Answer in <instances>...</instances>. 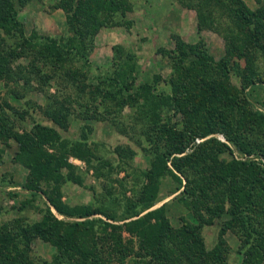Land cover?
<instances>
[{
  "label": "trees",
  "instance_id": "obj_1",
  "mask_svg": "<svg viewBox=\"0 0 264 264\" xmlns=\"http://www.w3.org/2000/svg\"><path fill=\"white\" fill-rule=\"evenodd\" d=\"M221 3H226L243 34L237 44H231V49L241 56L256 51L264 57V8L251 11L242 0H222ZM23 4L24 0H0V73L11 72L14 61L28 59L31 77L40 74L36 68L40 63L50 68V74L38 77L43 85L50 87L53 78L58 77L62 87L65 82L73 85L75 94L81 98L93 88L85 83L92 69L87 42L108 20L127 13L129 0H58L54 7L65 14L69 32L64 42L44 36H27L18 17ZM194 50L195 47H190L187 52L186 47L178 45L169 52L174 73L170 76V91L167 92L159 89L160 79L137 88L136 76L127 72L126 64L117 60L107 71L96 67L95 78L99 85L109 83L116 87L113 92L102 94L111 104L104 114L98 108L79 102L73 104L70 97L53 102V112L48 114L61 129L70 119L78 122L83 119L78 125L79 140L72 143L50 127L36 124L34 131L20 133L0 120V139L12 137L19 146L18 154L29 156L27 188L34 193L38 191L45 198L44 215L23 237L27 241L57 239L54 264H227L228 249L223 236L228 230L239 240L241 264H261L264 163L252 157L264 159V141H248L247 137L257 131L264 139V113L253 108L245 91L263 82L260 78L250 79L240 88L233 87L223 60L217 66L228 82L205 78L203 73L209 69L211 58L182 63ZM74 61L80 63V70L69 66ZM23 71L19 67L13 73L14 80H25ZM53 98L47 96L49 102ZM125 107L133 122L128 128L131 140L150 157L149 168L142 172L145 183L138 204L127 207L120 216L107 207L66 204L60 187L67 180H78L74 173L76 167L69 158L89 163L94 157L88 146V141L93 142L85 137L92 128L83 125V121L97 122L99 117L106 119V116L117 115L119 111L114 109ZM218 133L224 134L226 143L214 137ZM117 150L113 152L124 155V150ZM234 151L245 158L234 157ZM64 169L67 176L62 175ZM167 177L178 183L176 192L181 191L174 202L184 203L196 211L204 225L223 219L225 215L229 217L221 225L218 243L213 249L206 247L189 222L182 220L180 226L173 227L167 217V203L157 208L154 222L141 215L155 205L159 184ZM44 181L45 184H41ZM50 181L55 186L50 188L47 184ZM97 215L105 220L92 218ZM204 215L208 216L206 220ZM98 225L100 234L106 235L104 238L96 236ZM123 232L136 241H124ZM15 239L7 227L2 228L0 264H33L29 247H19Z\"/></svg>",
  "mask_w": 264,
  "mask_h": 264
},
{
  "label": "rangeland",
  "instance_id": "obj_2",
  "mask_svg": "<svg viewBox=\"0 0 264 264\" xmlns=\"http://www.w3.org/2000/svg\"><path fill=\"white\" fill-rule=\"evenodd\" d=\"M57 1L24 0L18 17L27 36H44L63 42L67 39L69 32L66 17L60 9L54 7ZM242 1L251 11L264 8V0L260 3L256 0ZM221 2L222 0H129L130 10L121 17L108 20L106 26L87 42L92 69L87 73L85 83L93 88H89L81 98L75 94L73 85L65 82L62 87L58 77L53 78L50 87L43 85L38 77L50 74L49 67H42L37 63L36 68L40 74L35 73L37 75L31 77L28 59L14 61L10 67L11 72L4 75L0 73V120L7 123L9 129L20 133L34 131L38 124L55 129L69 143L77 141L80 137L78 125L83 119H78L79 122L74 118L70 119L65 123V129L59 128L48 115L53 112V102H61L63 98L70 97L73 104L79 102L86 107L98 108L104 114L105 108L111 104L103 99L106 95L102 94L113 92L116 87L109 83L99 85L95 78L96 67L107 71L114 65V60L126 64L127 72L131 71L136 76L137 88L143 83L160 79L159 89L170 91L169 79L173 76L174 69L168 54L178 45L186 47L187 52L190 47H195V52L188 54L189 59L182 62L185 65L196 58H211L209 69L203 73L205 78L228 82L217 66L223 60L229 83L233 87L240 88L250 79H262V84L256 83L245 92L253 108L264 113V57L261 52L256 51L252 55L241 56L240 52L231 49V44H237L243 34L226 3L222 5ZM159 50L163 52L159 53ZM69 66L80 70L81 65L74 61ZM17 67L24 69L22 77L28 82L14 80L13 73L18 71ZM48 95L54 96L50 100L52 103L48 101ZM114 111L119 113L106 116V119L99 117L97 122L83 121V125L92 128L91 133L85 137L93 142L88 141L91 144L88 146L94 157L89 163L70 157L69 162L76 167L74 173L78 180H67L66 183H61L60 188L62 200L70 206L107 207L120 216L127 207L138 204L140 191L145 183L142 172L149 168L150 157L131 140L132 134L128 128L133 122L129 119V109L125 107ZM117 129H120V133ZM214 137L226 143L224 134L218 133ZM247 140L264 141L257 131L252 132ZM196 142L199 143L200 140ZM117 147L121 148L117 150ZM116 150H124V155L120 152L119 156L113 152ZM18 152L19 146L12 137L0 139V232L3 227H7L9 233L16 236L15 241L19 247H29L33 264H54L58 250L57 239L33 238L27 241L23 237L25 232L33 229L41 220L46 205L41 193H34L27 188L30 160L29 156L19 155ZM234 157L245 158L236 151ZM252 158L264 163V159L258 156ZM67 174L66 169L62 170L63 176ZM41 184H45V181ZM47 184L50 188L55 186L52 181ZM177 186L178 183L170 177L162 179L155 205L141 215L147 221L154 222L157 208L167 203V217L172 226H180L182 220L189 222L204 240L206 247L213 249L218 243L219 229L229 217L225 215L223 219L204 225L196 211L184 203L174 202V199L181 196V191L176 192ZM204 217L206 220L208 216ZM92 218L105 220L99 215ZM100 228L99 225L96 227V236L104 238L106 235L100 234ZM122 235L124 241H136L125 232ZM223 239L228 249L225 255L227 264H241L239 240L234 232L228 230ZM263 253L261 264H264Z\"/></svg>",
  "mask_w": 264,
  "mask_h": 264
}]
</instances>
